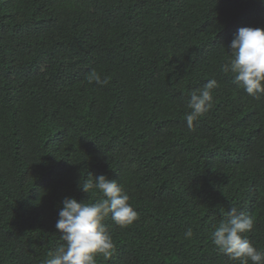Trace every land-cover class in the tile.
Instances as JSON below:
<instances>
[{
    "label": "trees",
    "instance_id": "1",
    "mask_svg": "<svg viewBox=\"0 0 264 264\" xmlns=\"http://www.w3.org/2000/svg\"><path fill=\"white\" fill-rule=\"evenodd\" d=\"M241 27L264 28L261 0H0V264H44L62 199H102L78 186L99 175L139 219H104L114 251L96 264H239L211 239L232 207L264 252V95L220 70Z\"/></svg>",
    "mask_w": 264,
    "mask_h": 264
},
{
    "label": "clouds",
    "instance_id": "2",
    "mask_svg": "<svg viewBox=\"0 0 264 264\" xmlns=\"http://www.w3.org/2000/svg\"><path fill=\"white\" fill-rule=\"evenodd\" d=\"M261 3L264 4V0ZM227 49L230 58L221 64L220 70L231 74L247 95L257 99L264 95V28H239ZM88 82L104 86L109 83V78L102 79L93 71ZM217 87V81L210 79L202 88L191 92L187 104L190 111L184 117L189 129L211 109L212 91ZM78 186L84 193L98 190L103 198L93 203L78 202L73 197L62 199L55 228L61 234L60 239L64 244L55 252H49L50 258L44 264H96L97 255L110 258L114 244L103 223L104 219L110 214L111 220L122 228L139 219L138 212L129 203V195L117 180L99 175ZM253 226L254 221L250 215L232 207L227 218L212 231V243L231 261H239V264H249V261L251 264H264V252L254 247L247 236L243 235L251 232ZM184 235L186 239L191 238V228Z\"/></svg>",
    "mask_w": 264,
    "mask_h": 264
}]
</instances>
